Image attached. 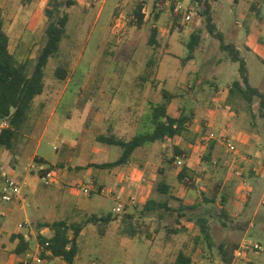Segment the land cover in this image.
<instances>
[{
  "label": "rangeland",
  "instance_id": "obj_1",
  "mask_svg": "<svg viewBox=\"0 0 264 264\" xmlns=\"http://www.w3.org/2000/svg\"><path fill=\"white\" fill-rule=\"evenodd\" d=\"M49 1L0 0L9 51L18 63L26 64L27 73L33 69L45 42L48 22L45 9ZM208 1L213 22L223 33L224 40L232 41L245 60L249 84L264 94V56L259 57L253 48L256 46L261 54L264 51L261 44L257 45L250 37L256 30L260 42L264 41V0ZM253 4L257 5L256 10L252 8ZM61 12L68 15L66 33L58 52L47 61L44 84L47 88L54 86L60 93L68 80V86L71 85L65 89L51 119H48L53 109L51 104L46 108L34 105L31 115L17 130L11 149L0 146L1 171L22 181L24 195L22 205L15 206L12 215L5 220L10 222V228L15 227L16 220L27 218L29 222L28 227L20 229L29 237L28 250L17 256L13 248L5 249L6 243L0 244V257L12 260L13 256L14 264H18L28 251L35 252L40 244L39 236L50 235L49 231L40 232L44 222L32 217L35 203L48 192L60 196L57 206L49 201L41 204V215L48 220L55 216L70 224L82 221L87 216L85 213L90 212L111 213L113 216L103 235L92 223L83 224L82 234L77 238L78 253L72 264H172L179 250L191 254V264H222L215 248L209 252L201 249L203 245L194 244L197 227L193 222H186L185 230L169 234L164 228L168 220L141 216L138 210L144 198L135 190L127 196L126 188L124 194L120 193L124 199L133 195L135 203L130 206L126 203L121 212L115 213L113 196L121 190L113 192L110 182L106 183L103 193L96 191L103 186L96 185L90 194L79 189L89 180L87 171H97L89 168L95 167L90 160L112 161L120 153L116 145L97 143V136L112 134L128 139L133 133L151 130V106L164 100L160 91L162 86L171 94L168 112L175 116L186 114L189 118L187 130L181 136L167 142V145L155 141L156 144L148 151L145 157L150 160L148 173L156 177L149 197L167 199L170 204L178 205L176 197L181 204L197 206L196 211L208 216L212 223L216 241H226L237 248L247 237L264 244V108H260L257 96L250 108L241 95L230 96L229 87L233 80L239 78L238 64L220 49V41L205 30L202 17L196 14L189 21L181 22L168 10L157 9L155 0H74L71 6H62ZM138 13L142 15L141 22ZM153 29L156 35L152 43L149 36ZM194 29L201 30L199 48L195 50L193 59L181 64V59L188 52L189 35ZM58 66L67 70L64 79L55 76ZM138 81L143 85L148 102L130 104L137 109L133 112L126 111L128 100L122 96L116 104L115 101L113 104L106 102V98H111L108 94L98 101L96 94L100 90L92 87L101 84L100 89L104 93L117 91L121 94L125 86L130 92L129 86ZM120 83H123L120 89L111 90L110 87L116 88ZM88 98L92 105L78 116V109ZM111 107L116 112H102L109 111ZM95 111L100 115L97 116ZM109 124L117 134L105 130ZM128 125L132 128H126ZM79 130L82 133L77 144L75 137ZM72 131L77 132L74 134ZM210 132L214 133L213 139L208 137ZM220 132L230 133V141L236 144L234 152L226 150ZM98 146H102V155L92 154ZM173 147L181 153L176 154ZM256 150L263 154L255 157ZM34 151L46 158L45 165L64 168L70 184H64L63 191L55 189L57 183L44 185L41 172L30 168V156ZM137 156L139 159L142 157L138 152ZM205 156L210 160L204 159ZM169 158L171 162H167ZM177 159L184 160L183 164L192 171L193 180L188 181V185L181 184L176 178V172L182 166L175 164ZM134 161L136 169L143 167V163ZM160 162L165 164V169L158 167ZM240 168L242 172L238 176L234 172ZM24 173L28 174L27 179L23 178ZM245 177L251 192L247 199L242 197L245 190L240 183ZM29 178L34 181L30 183ZM159 180L168 184V191L163 194L156 190ZM222 204L231 217L224 221L225 226L220 224L216 215ZM125 213H134L132 224L137 231L134 236L123 231L121 218ZM244 250L245 256L240 258V263L264 264V254L248 248ZM44 264L67 263L57 257H48Z\"/></svg>",
  "mask_w": 264,
  "mask_h": 264
},
{
  "label": "trees",
  "instance_id": "obj_2",
  "mask_svg": "<svg viewBox=\"0 0 264 264\" xmlns=\"http://www.w3.org/2000/svg\"><path fill=\"white\" fill-rule=\"evenodd\" d=\"M198 2V15L202 17L205 25V30L220 41V49L225 51L228 58L237 62L239 78L232 81L229 87V93H238L245 100L250 108L253 104V98H259L260 108H264V94L256 87H253L248 82L247 70L245 61L234 45L225 43L221 32L216 30L212 22L211 4L208 0H196ZM74 3V0H51L45 9L48 22L45 27V42L37 54L35 64L30 73H27L25 63H18L13 54L9 51V37L3 27L2 8L0 6V121L7 120L6 127L0 128V146L6 149H11L13 138L16 136L17 130L28 119V113L34 97L40 94L44 88V68L50 57L54 56L58 50L60 42L66 33V23L68 15L66 12H61V7H69ZM142 15L138 13L139 22ZM201 30L194 29L189 35L186 47L187 54L181 59V64H185L194 58L195 50L199 48L201 40ZM156 31L153 29L149 36L150 42H155L154 38ZM67 70L58 66L55 69V76L59 79L66 77ZM164 100L158 104L151 106L149 121L152 128L149 131L134 134L128 139L117 138L114 135H99L97 140L107 144L116 145L120 148V153L116 159L107 162L94 163L93 165L99 168H113L127 163L134 150L143 146L146 143L154 141H163L181 136L186 130L188 115H172L168 112V101L171 94L163 86L160 88ZM212 142L209 145V150L212 147ZM176 154L181 151L173 147ZM204 159L210 160L209 156ZM171 162V158L167 160ZM184 164L177 172V179L181 184L188 185L193 180L192 172ZM189 181V182H188ZM158 193L163 194L168 191V184L159 180L156 184ZM172 197V196H171ZM222 197V196H221ZM179 201L178 205H172L167 199L157 200L153 198L147 199L138 210L141 216L155 217L157 220H168L164 228L169 234L178 233L185 230L186 222H193L197 227V232L193 237L195 245L202 246V250L212 252L216 249V254L220 261L224 264H229L234 255L236 246L229 244L226 241H216L212 234V223L208 216L196 211L197 206L181 204L179 198L174 197ZM223 203L225 202L221 198ZM210 201V200H206ZM220 224L225 226L224 221L230 220V213L227 207L223 204L216 212ZM134 213H125L121 218L124 225V232L130 236L136 235L137 231L135 224H132ZM113 220L111 213L107 214H87L80 222L68 224L63 219L44 222L42 226L48 227L50 235L39 236L40 244L48 242L47 248L51 255L48 257L60 258L67 264H72L77 253L78 243L77 238L83 228V224L92 223L95 225L97 232L103 235L109 223ZM71 232V234H70ZM166 233V234H167ZM14 237L18 239L13 251L18 256H21L29 248V240H26L22 234H17ZM47 257V258H48ZM191 254L184 250H179L172 264H191ZM18 264H22L19 262Z\"/></svg>",
  "mask_w": 264,
  "mask_h": 264
},
{
  "label": "crops",
  "instance_id": "obj_3",
  "mask_svg": "<svg viewBox=\"0 0 264 264\" xmlns=\"http://www.w3.org/2000/svg\"><path fill=\"white\" fill-rule=\"evenodd\" d=\"M252 8L254 10H256L257 9V5L253 4ZM212 22H213V17H212ZM214 25H215V23H214ZM215 27H216V30L217 31L221 32L220 30H218V28H217L216 25H215ZM258 31H259V33L261 32L260 29H258ZM247 32H248V30H247ZM221 34H222L223 40H224V35H223L222 32H221ZM250 37L254 40V42L255 41L257 42V45L261 44L260 47H262L263 48L262 51H264V41L263 42H260V40H259L260 38H259V35H258V33H257L256 30L253 31L252 34H250ZM224 42L234 45L235 48L239 51L238 47L232 41L226 42L224 40ZM257 49L258 48L256 46H254L253 50L254 51H257L258 52V56L261 57V58H263L264 54H261ZM217 61L218 60H216V62ZM140 82L141 81L135 82L131 86H129V88L132 89L130 92H128L129 90L127 91L128 86H125L123 88V90H125V91H123L121 94L120 93L118 94L117 91H112L111 93L110 92L109 93H104L101 90L102 89L100 87L101 84L100 85L99 84H96V85L94 84L93 86L91 84V86L93 88H97V89L100 90L99 93L96 94L97 95L96 97L98 98V101H100V99L103 98V97L105 98V96L107 94L110 95L111 98L110 99H107L106 98L105 100H106L107 103L109 101H111L110 102L111 104H113L112 103L113 101H115V104H116V102H118L120 99H122V97H125V100H128L127 103L129 104L127 106V108H126V111H132L133 112V110L136 109V108H135V106H133V107L131 106L130 107V104L131 105H134V104L137 105V104H140L142 102H144V103L148 102V100L146 99V96H144L145 94H144V92L142 90L143 89V85ZM68 84H69V80L64 84L63 91L61 93L55 91L54 86H51V87H48L47 88V86L44 84L43 91L40 94L36 95L34 97L32 103H31L30 110H29V113H28V117L31 115L32 108L34 107V105H39L42 108L43 107L46 108L47 105L51 104V106H53V109L50 112V116L48 118V119H51L52 116L54 115V113L57 111V108H58V106L60 104V101L62 99V95H63L65 89H67V87H69L71 85L70 84L68 86ZM116 85H117L116 88L110 87L111 90L120 89L122 87L123 83L116 84ZM163 87L165 89H167L165 86H163ZM218 93L219 92L217 91L216 92V95ZM235 94H238V93H231L230 96L231 95L233 96ZM120 96H122V97H120ZM36 102H38L39 104H36ZM75 103H76V100H75ZM107 103H105V105H107ZM91 105H92L91 104V99L90 98L86 99V102H85L84 106L81 107L80 109H78V112H79V115L78 116H80V114L82 113V111L87 112V110L90 108ZM110 110H112V111H110ZM110 110L109 111L104 110L102 112H104V113H107V112L108 113L109 112H113L114 113V112H116V109L113 108V107H111ZM136 110H134V111H136ZM95 113L97 114V116L100 115V114H98V113H100L99 111L98 112L95 111ZM101 115H102V113H101ZM67 116H68V114H67ZM139 119L140 118L135 119V120H139ZM109 121H110V118H109ZM137 126H139V125H137ZM0 128H2V127L0 126ZM126 128H132V126L129 127V125H128ZM105 130H107V131L108 130H112L115 134H117L116 130H113L112 129V126L110 124L108 126H106ZM69 132H71V131H69ZM76 132L75 131L74 132L72 131V133H74V134ZM77 133H76L77 136L75 137L76 140L81 136L82 131L79 130ZM74 134H73V136H74ZM229 134L226 133V132H220V135L227 136V137L230 138V135ZM133 135H134V133L131 136H133ZM175 138L163 140V141H160V142H162V145H167V142H169L171 140H174ZM78 140H77V144L79 143ZM216 140L217 141H220V138H216ZM231 141L236 146L235 142L233 140H231ZM97 143H104V142L98 141ZM155 144H156V142L154 141V142L146 143L143 146L136 148L134 150V152L132 153V156H131L130 160L127 163L123 164V165H119V166H116V167H113V168H99V167H96V166L95 167H93V166L91 167L90 166L89 168H92V169L97 170V171H90V170H88L86 174H88L89 180L91 179V180L94 181L95 186L96 185H97V187L98 186H100V187L103 186L101 188H103L104 190H105V187H106L105 185L108 182H110L109 185L111 184L110 186H112L113 189L111 187L110 188L112 190H114L113 192H115L116 190H121V192L119 191V193L124 194L123 193V190H125V188H126V192H127V193H125L126 196L129 195V194H132V193H130V191L135 190L137 193L140 194V196H142V199L144 198V200H143V204H144V202L147 199L150 198L149 197L150 189L152 187L153 181L156 178L155 176H151V174L148 173L147 165L150 162V160L149 159H145V157L147 156L148 151ZM137 152L139 153V155H142V157H140V159L138 158V156L136 157V153ZM94 153H97L98 155L101 154L102 153V146H98V147L94 148V150L92 151V154H94ZM262 154L263 153H261L259 150H256V151H254V154L253 155L255 157L256 156L259 157V155L261 156ZM241 158L244 159V157H242V156H241ZM30 160H31L30 168H33V167L34 168H37L38 171H40V172H41V170H40L41 167H43V168L44 167H49V165L47 166V165L44 164L46 158L43 155L38 154L36 151H34V153L30 156ZM134 160H138V163L139 164H142L143 163L144 164L143 167L142 166L141 167L139 166L140 169H136L137 163H135ZM183 162H184V160H183ZM90 163H101V162H97V161L90 160ZM164 165H165L164 163L160 162L158 167L159 168H164ZM52 167L57 168L55 166H52ZM230 167H231V165H230ZM57 169H58V182H56V183L58 185L55 187V189H57L58 191H63L65 189L64 184H66V183L68 185L70 184V181L67 180V178L69 176L64 171V168H61V169L60 168H57ZM104 169H105V171H101V170H104ZM240 169L241 170H239V171L242 172V168H240ZM253 169H254V167H253ZM1 170L2 169L0 167V180H1V174L3 173ZM177 172H176V178H177ZM86 174H83L82 176H84ZM27 176H28V174L27 173H24L23 178H26L27 179L28 178ZM244 179L246 180V185H242V187L245 190L242 193V197L244 199H247L250 196V193L251 192H250V186H249L248 179L246 177ZM33 181H34L33 178H29V182L30 183L33 182ZM107 187H109V186H107ZM97 192H99V191H97ZM99 193H103V192H99ZM122 198L124 199L123 195H122ZM59 199H60V196H55V195L49 194L48 192H46L45 194L41 195L39 197L38 201H37V203H40V205L37 204V203H35V205L33 207V215H32V217H36L37 220H39V221L41 220L42 222H49V221H53V220H58L57 218H54L55 216L53 217L52 220H48V218H44L43 214L41 215V212H40L41 210H39V209H40L41 204L44 205V204H46L47 201H49L51 204L57 206L56 202ZM126 199L127 198H125L124 200H126ZM127 205L130 206L131 204L127 203ZM15 206H17V205L16 204H11V205L9 204V205L5 206V207H7V208H5L6 213H5L4 216H0V233H1V236H2V241H1L0 244L3 246V244L6 243L7 246H5V249H11V248L14 249V247L16 246L17 241H18V239L16 237H14V236L17 235V234H22L26 240H29V237H28L27 233L22 232L23 230H20L21 228H18L17 227V223L19 221H21V220H16L15 221V227L14 228H10V226H9L10 225V222L5 220L6 217H10L12 215V211H13V209H14ZM34 214H36V216ZM85 214H97V215H101V214H104V213L90 212V213H85ZM24 219H27V218H24ZM60 219H62V218H60ZM41 228H42V230L40 232L47 233L49 231V233H50V230L48 229V227L42 226ZM80 233L82 234V232H80ZM0 252H2V250H0ZM12 258H13L12 260H10V259L7 260V259H4V258L0 257V264H14L15 258L13 256H12ZM222 264H224V263H222Z\"/></svg>",
  "mask_w": 264,
  "mask_h": 264
},
{
  "label": "built area",
  "instance_id": "obj_4",
  "mask_svg": "<svg viewBox=\"0 0 264 264\" xmlns=\"http://www.w3.org/2000/svg\"><path fill=\"white\" fill-rule=\"evenodd\" d=\"M155 7L159 10H168L175 18H178L181 22L189 21L194 15L198 14L199 6L196 0H155ZM8 124L7 120L0 121L1 127H6ZM209 138H214V133H209ZM222 141L229 152L235 151V145L230 141L227 136H222ZM175 164L177 166L183 165V161L177 159ZM41 179L43 184L46 186L53 185L57 182L58 169L54 167H41ZM236 175L241 176V171L236 170L234 172ZM242 185H246V180L243 178L240 182ZM80 191L84 194H90L95 190V184L93 180H88L86 183L79 187ZM96 191L104 192L103 188H99ZM115 206L113 211L119 213L123 210L126 203L134 204L135 197L130 195L126 200L122 198L120 193L114 194ZM24 195L22 192V181L15 176H8L6 173L1 174L0 180V216H4L5 206L16 204L21 206L23 203ZM29 222L27 219H23L17 223L18 228L28 227ZM48 242L45 241L44 244H39L36 247L35 252L28 251L25 258L21 261L22 264H44L46 258L51 255L49 249L47 248ZM251 249L254 252H259L264 254V244L257 241H253L247 237L243 238L239 243V246L234 252V257L229 264H242L240 263V258L245 256L244 249Z\"/></svg>",
  "mask_w": 264,
  "mask_h": 264
}]
</instances>
